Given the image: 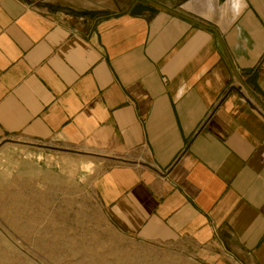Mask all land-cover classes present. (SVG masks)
I'll return each mask as SVG.
<instances>
[{"label":"crops","instance_id":"0c3cea01","mask_svg":"<svg viewBox=\"0 0 264 264\" xmlns=\"http://www.w3.org/2000/svg\"><path fill=\"white\" fill-rule=\"evenodd\" d=\"M152 1L220 40L142 0H0V146L121 160L95 190L123 234L264 264V0Z\"/></svg>","mask_w":264,"mask_h":264},{"label":"rangeland","instance_id":"374dc122","mask_svg":"<svg viewBox=\"0 0 264 264\" xmlns=\"http://www.w3.org/2000/svg\"><path fill=\"white\" fill-rule=\"evenodd\" d=\"M74 150L16 138L0 146V264H229L191 239L123 234L95 190L122 161Z\"/></svg>","mask_w":264,"mask_h":264},{"label":"water","instance_id":"95a60500","mask_svg":"<svg viewBox=\"0 0 264 264\" xmlns=\"http://www.w3.org/2000/svg\"><path fill=\"white\" fill-rule=\"evenodd\" d=\"M142 1L147 2V3H149V4L153 5V6H155V7L159 8V9H161V10H164V11H166V12H169V13H171V14H174V15H176V16H179L180 18H183L184 20L190 22L191 24H193V25H195V26H198V27H200V28H202V29H205V30H209V31L213 32V33L216 35V37L220 40L219 33H218L214 28H209V27H207V26L201 24L200 22H198V21L195 20V19H192V18L186 17V16H184V15L179 14L178 12H175V11L169 10V9H167V8L164 7V6H162V5H160V4H157V3L153 2L152 0H142ZM226 56H227V58H228V60H229V57H228L227 54H226ZM233 69H234L235 78H236V80L239 82V84L241 85V87L244 88V89L247 91V93L249 94V96H250L252 99L256 100L255 96H254V95H253V94L247 89V87L245 86V84L243 83V81L241 80V78L239 77V75H238L236 69H235L234 67H233Z\"/></svg>","mask_w":264,"mask_h":264}]
</instances>
